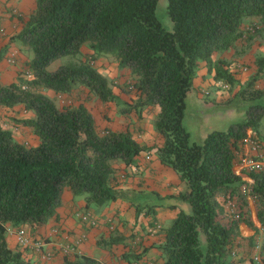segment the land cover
<instances>
[{
    "label": "trees",
    "instance_id": "16d2710c",
    "mask_svg": "<svg viewBox=\"0 0 264 264\" xmlns=\"http://www.w3.org/2000/svg\"><path fill=\"white\" fill-rule=\"evenodd\" d=\"M156 3L36 0L35 9L21 18L22 29L12 40L33 51L24 69L31 78L26 79L22 72L16 83L0 84V106L22 105L32 112L33 119L14 123L31 128L38 144H21L0 125V264H31L22 249L8 246L6 227L17 230L26 226L35 239L56 216L65 189L75 197L83 196L87 208L107 206L118 198L112 184L113 162L133 165L150 149L140 145L128 128L98 131L85 106L58 107L44 94L47 90L64 95L84 88L101 103L123 106L122 114L134 111L139 118L146 109L157 108L154 130L160 143L152 149L158 162L186 183V193L178 198L189 206L188 211H179L165 229L163 243L156 247L163 264H233L227 258L233 260L235 255L232 249L239 237L238 226H252L242 211L246 197L253 201L264 230V168L246 171L249 182L233 172L241 146L249 140L258 142L264 117V87H259L264 54L254 56L253 73L242 85L235 75L248 70L244 63L234 57L213 59L214 54L229 51L239 52L241 58L250 50L255 36L264 45V0H167L172 32L157 19ZM85 43L93 52L89 58L48 70L54 60L77 55ZM104 54L114 56L118 66L133 75L132 86L124 87V91L134 93L132 103H121L107 79L93 66L96 56ZM201 62L216 87L220 83L231 92L238 86L225 104L237 97L248 107L244 120L208 133L198 144L190 141L183 120L186 98ZM245 189V194L237 192ZM234 196L235 209L228 214L218 200L223 197L226 203ZM152 210L150 207L149 213ZM136 211L141 210L136 206ZM245 244L247 258L256 262L251 256L255 238ZM99 245L103 246L101 242ZM145 253L144 249L132 251L123 259L137 262ZM62 264L104 263L74 254L65 255Z\"/></svg>",
    "mask_w": 264,
    "mask_h": 264
},
{
    "label": "crops",
    "instance_id": "0c3cea01",
    "mask_svg": "<svg viewBox=\"0 0 264 264\" xmlns=\"http://www.w3.org/2000/svg\"><path fill=\"white\" fill-rule=\"evenodd\" d=\"M24 1L0 0V84L3 86L16 83L18 75L25 71L24 69L29 63L26 47L12 40L22 29L23 19L21 18L27 17L34 10L31 7L24 6ZM253 48L254 46H252ZM232 54V51L222 52L221 54L216 53L213 55V59H233ZM91 55L92 53H89L85 57L89 58ZM12 61L15 62L12 63ZM236 61L243 63L241 58ZM104 62H108V59L98 58V60H93V66L97 68L95 63H99V67L102 69L106 66ZM97 70L100 72L98 68ZM249 71H252V66ZM248 77L249 73H247V76L245 73L235 75L241 85ZM120 81L124 83L123 79ZM215 87L212 74L207 71L201 62L196 70L192 89L186 98L184 119L189 102L191 105L200 104L203 107H208L209 104L220 106L231 99L239 89L237 86L233 91L226 94ZM115 92L114 94L121 103H132V101L121 97ZM207 92L209 95L206 96ZM44 94L50 95L58 107L81 104L91 112L89 104L94 96L84 88L64 95H55V93L48 92V90L44 91ZM118 110L120 108L115 104L110 107L107 113L104 114V120L109 121L110 126L100 128L98 131H119L128 128L136 141L140 145L150 148L149 151L140 154L135 159L134 164L130 166H126L121 161L113 162L115 180L112 184L118 195L116 201L94 210L86 207L83 196L75 197L69 190L65 189L56 216L40 229L35 239L30 237L28 227L24 226L23 229L30 239L34 242L39 241L42 244L39 251L33 247L19 246L15 234L16 229L6 227L5 236L8 246L13 250L22 249L25 259L29 260L31 264H62L65 247H75L77 255L89 256L104 264H163L161 252L156 247L163 243L164 231L172 224L179 211L189 210L188 204L178 198L179 195L186 193L187 185L176 172L158 162L154 149H152L160 143L159 136L154 129L145 126L143 118L146 117L147 123L150 125L147 118L150 115L153 116L156 109H146L139 124L135 125L129 118L124 116L121 118L115 117L118 115ZM99 117L95 115L96 122ZM33 118L34 114L26 111L22 105L11 108L0 106V125L9 130L17 142L31 147L38 144V138L31 128L16 124L14 121ZM232 123H236L233 122V118L229 121L228 126ZM258 137L259 147L255 155L264 161V132L259 131ZM244 155H252L248 143L241 146L233 172L241 175L244 181L249 182L250 180L245 176L246 170L241 162ZM237 192L245 194L246 189ZM136 195L140 199L134 200L135 203L131 202L132 196ZM148 198H152V200L150 201ZM236 200L237 198L234 196L226 203H224L223 197H220L218 201L224 204L227 213L230 214L229 203L232 201L235 204ZM136 206L141 210L139 213L136 211ZM150 207L153 209L152 213H149ZM242 211L247 219L251 221L252 226L246 223L239 224V237H236L235 246L232 249V253L235 255L233 260H231V256H228L227 262H233V264H264L263 260L258 263L247 258L248 249L245 247V242L250 238H255L256 246L251 251V256L257 255L264 259V230L260 228L256 208L250 197L245 198ZM85 212L92 215L93 224L80 219L79 215ZM100 242L103 246L99 245ZM143 249L146 250V253L137 262L129 263L123 259L124 254L132 251L139 253Z\"/></svg>",
    "mask_w": 264,
    "mask_h": 264
},
{
    "label": "rangeland",
    "instance_id": "374dc122",
    "mask_svg": "<svg viewBox=\"0 0 264 264\" xmlns=\"http://www.w3.org/2000/svg\"><path fill=\"white\" fill-rule=\"evenodd\" d=\"M18 1L21 2L23 0H18ZM24 6L31 7V9L33 10L36 7V0H25ZM155 13L162 27L166 31L172 32L173 24L167 15V0H157ZM251 42L252 44L250 46V50H247V52L243 54L241 57V60L243 61L244 65L248 68V70L244 72L246 76L247 73H249V75L253 73V71H249V67H251L253 64L254 56L256 54H264V45L262 43V40L258 36H255ZM252 46H254L253 49L251 48ZM26 50L30 61L33 58V51L29 47H26ZM232 52H233L232 55L234 57V60H239L241 56L238 54L239 52L238 53H235L234 51ZM89 53H93V52L89 48V43H85L77 55L63 56L54 60L48 66V70L52 71L63 65L79 63ZM101 57L108 59V62H104L106 66H104L102 69L99 67V63H95V66L107 79L112 91H116L115 93L119 94L121 97L133 101L135 99L134 93L131 91L130 92L124 91L125 85H128L129 87L132 86L133 75L131 73L129 74L130 71L128 69L120 68L114 56L110 54H104L99 57L96 56L95 60H98V58L101 59ZM121 79L124 80V83L120 81ZM259 84H260L259 85L260 88L264 87V74L262 75ZM222 92L228 94V91H222ZM48 97L52 98L50 95H48ZM93 98L94 99H91L90 101L89 109L91 110L92 115L94 117L97 130H100V128L109 127L110 123L109 121L104 120V114L107 113V111L110 109L112 105H114V103L103 104L98 100L97 97L94 96ZM211 105L212 104H209L208 107H203L200 106V104L191 105L190 102L188 103L183 124L186 130L189 132L191 142L201 143L208 133L212 131H221L227 129L226 126H228L229 121L232 120V118H233V122H241L242 120H244L245 110L248 107L246 102L240 100L237 97L233 98L229 104H225L224 102L223 105L220 106L219 105L211 106ZM119 108L122 109L123 106H120ZM120 111L121 110H118L117 112L118 115L115 117L121 118L122 116H124L125 118H129L131 119V122H133V125L137 123L139 124V121L142 119V117L139 118L138 114L134 111L126 114H122ZM156 112H157V108L155 110L154 115L153 116L150 115L149 118H147L150 122V125L147 123L146 117L143 118L144 124L145 126H147V128L151 127L152 129H154V120L156 118ZM95 115L100 116L99 119H97V122L95 120ZM258 129L259 131L264 132V117L260 121ZM132 197L133 199L131 200V202L134 203H135L134 200L140 199L138 195ZM148 199H150V201L152 200V198H148ZM149 206L151 205L149 204Z\"/></svg>",
    "mask_w": 264,
    "mask_h": 264
},
{
    "label": "built area",
    "instance_id": "2783aa9c",
    "mask_svg": "<svg viewBox=\"0 0 264 264\" xmlns=\"http://www.w3.org/2000/svg\"><path fill=\"white\" fill-rule=\"evenodd\" d=\"M14 62L15 61H12V63H14ZM23 76L26 79H30L31 78V74L27 70L24 71ZM226 87H227L226 85L218 83L216 88H218L219 90H222V91H226V89H227ZM22 88L25 89L26 87L22 86ZM248 144L251 147L252 155L243 156L241 158V160H242L241 162L243 163L245 170L248 171V172L261 171L264 168V161L259 159L255 155V153H256V151H257V149L259 147V144L257 142L251 141V140L248 141ZM229 206H230V213H233V210L235 209L234 203H229ZM79 216H80V219L82 221H84V222H88V223H91V224L94 223V219L92 218V215L90 213H88V212L80 214ZM237 217L238 216L236 215V218ZM15 234H16L17 243L19 244V246H21V247H33L37 251L40 250V245H42V244L39 241L38 242L32 241L30 239V237L26 234V232H25V230L23 228L17 229L15 231ZM63 251H64L65 255L77 254V251H76L75 247H65ZM254 260L256 262H258V263L262 262V258H260L257 255L254 256Z\"/></svg>",
    "mask_w": 264,
    "mask_h": 264
}]
</instances>
